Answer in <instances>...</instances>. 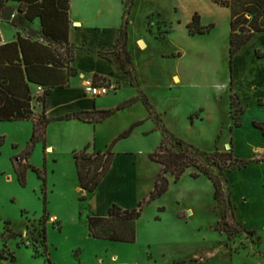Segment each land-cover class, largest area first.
<instances>
[{
  "label": "rangeland",
  "instance_id": "1",
  "mask_svg": "<svg viewBox=\"0 0 264 264\" xmlns=\"http://www.w3.org/2000/svg\"><path fill=\"white\" fill-rule=\"evenodd\" d=\"M122 1L129 36L119 60L125 66L117 61L121 74L112 81L119 88L98 96L97 106L116 108L134 95L137 102L101 123L52 120L30 154L33 120L0 121V264H264V133L254 125L264 122L258 120L264 118V58L256 53L264 52V33L240 50L232 72L231 19L215 0ZM196 12L202 24H214L210 32L190 34ZM117 23L109 17L107 30H79L76 39L93 51L110 48ZM140 39L147 49H140ZM61 97L71 100L66 93L53 96V114L91 105L59 106ZM139 121L114 145L111 171L99 188L83 192L76 154L108 151ZM170 151L196 164L178 180L151 157ZM18 164L30 165L26 184ZM163 176L166 191L157 188ZM115 203L123 209L141 203L133 242L90 234L89 216Z\"/></svg>",
  "mask_w": 264,
  "mask_h": 264
},
{
  "label": "trees",
  "instance_id": "2",
  "mask_svg": "<svg viewBox=\"0 0 264 264\" xmlns=\"http://www.w3.org/2000/svg\"><path fill=\"white\" fill-rule=\"evenodd\" d=\"M218 4L228 7L231 11V35H230V65L233 72L234 58L240 52V50L249 43L257 34L264 33V0H215ZM59 4L62 8H69V0H59ZM1 0H0V11H1ZM128 9H125L127 12ZM44 20V18H43ZM214 24L204 25L201 22L200 13L196 12L193 16L192 21L188 24L189 32L192 35L205 34L211 31ZM46 28V26H45ZM128 31L123 25L121 36L117 48L113 53H102L105 57L113 58L120 63L121 68H124L125 63L120 59V55L123 53L127 54L126 50H121L123 46L128 42ZM50 44L55 46L52 50L50 47L45 46L46 57L37 60L34 64L35 71L40 72L39 76L34 75L33 71L30 70V65L27 62V73L29 80L36 83L37 86L42 85L45 88L43 96L37 98L36 92H32L28 89L27 94L18 95L12 89H10L6 82L0 81V120H22V119H32L33 121L37 119L38 122L34 121L33 137L29 144L28 153L34 148L36 143L44 136L47 125L52 120H66V119H79L85 122H102L113 115L117 110L123 108V106L134 104L140 97L133 96L126 102L120 104L116 108L108 109H98L96 106L93 110H80L68 112L56 118H50L46 115V110L40 115H36L34 102L38 99L41 101L42 106L45 107L47 97L52 92V88L56 86H66L69 83V77L74 75L76 72L73 68L69 67L68 73L63 75L62 82L56 78L61 76L60 66L62 53L59 52L58 47L63 45L68 54L71 51V46L66 41H60L56 39V34L51 31L47 32L43 36ZM67 40V35L64 36ZM18 44L21 45L23 51L26 54L25 42L23 39H19L18 42L9 43L4 45V47H13L18 49ZM124 48V47H123ZM257 55L262 58L264 57V52L261 50H256ZM59 55V56H58ZM119 56V58H118ZM129 61V60H128ZM43 69L44 71H41ZM41 74L46 76V80L42 79ZM48 77V78H47ZM59 81V82H56ZM143 100L150 110V114L153 112V106L150 103L149 98L143 97ZM232 105L234 103L232 102ZM143 121H139L131 126L126 132L121 134L108 151H94L89 152L88 148L80 151L76 154L75 164L77 168V174L79 178L80 187L83 188L88 194L94 193L101 185L104 177L110 172L114 157H113V147L119 139L122 137L130 135L134 128L138 126ZM237 126H241L240 121L237 122ZM254 125L262 129L264 133V122L254 121ZM43 130V131H42ZM42 132V133H41ZM166 139H164L159 148H164ZM4 139L0 137V146L3 145ZM188 151L189 148H186ZM185 150V151H186ZM151 157L161 163L164 167V171L171 172L176 180H178L181 175H183L187 169L196 164L192 162V159L188 157L184 152H162L161 154H152ZM30 165H15L16 171L18 173L19 179L23 184H26L27 178V167ZM36 170V168H35ZM201 171L208 174L207 170L201 168ZM198 175V174H196ZM216 187V198H219L221 194V188L219 184L214 182ZM162 185L163 191L168 188V180L165 176L162 177L161 183L157 184V188ZM153 197V194H152ZM87 194L82 196V199H87ZM140 208L134 209H123L118 204H113L109 209V214L107 216L90 215L89 216V231L95 238H106L111 240L119 241H135L137 235L136 221L142 215L141 203ZM47 219L45 218V221ZM116 221L117 224L112 223ZM112 230L111 233H107L108 230ZM44 235L47 237V230L44 228ZM50 261V260H49ZM119 264H135V263H119Z\"/></svg>",
  "mask_w": 264,
  "mask_h": 264
},
{
  "label": "crops",
  "instance_id": "3",
  "mask_svg": "<svg viewBox=\"0 0 264 264\" xmlns=\"http://www.w3.org/2000/svg\"><path fill=\"white\" fill-rule=\"evenodd\" d=\"M220 6L227 10L231 19L230 9L222 5ZM1 7L0 81L6 82V85L18 95L27 94L28 89L32 92H37L38 86L36 83L29 80L27 65H30V70L33 71L34 75L39 76L40 72L35 71L36 65L34 64L39 58L43 59L46 57L45 46H48L55 51L56 44L55 46L50 44L43 37L47 32L51 33L52 31L56 34L57 40L66 41L71 46L69 54L63 45L58 47L59 52L62 53L60 66L61 76H58L56 79H60L62 82L63 75L68 73L69 67L73 68L76 73L69 77V83L66 86H56L52 88V92L47 97L45 107L41 106L40 111H38L37 108L35 109L36 115H40V112L42 113L46 110V115L48 117L56 118L68 112L93 110L95 106L99 109L100 107L97 106V97L88 95L85 92V84L88 80L96 81L99 77L108 78V80H115L114 78L119 77L121 74L117 61L113 58L105 57L102 53H113L117 48L123 28V25L121 24V13L125 10L124 2L122 0H69V8L64 9L60 6L59 0H1ZM4 8L15 9V14L11 20L3 18ZM112 16L119 18V23L115 24L113 27L117 36H115L113 40L112 47L96 48L93 51L88 48V45L85 44V42L76 39V32L79 30L85 34L92 29L95 31H98L99 29L107 30L106 25L108 18ZM92 18L97 19L93 22ZM65 35H67V40L64 39ZM19 39H23L25 42L26 54L19 44L18 49L4 47L6 44L18 42ZM55 52L57 53V51ZM25 59H28V64ZM133 63H135L136 66L139 65L134 60ZM41 71L44 70L41 69ZM41 77L46 80L45 75L41 74ZM121 80L123 81L127 79L122 76ZM62 93H66V96L70 97L71 100L68 101L65 98L63 99V96L61 97V101H59V106L69 103L82 104L88 100H91V105L82 104L63 113L53 114L51 99L53 96L57 94L61 95ZM257 97L263 98L258 94ZM66 120L77 121L79 119ZM258 120L264 121V118ZM49 150H52L51 146H49ZM108 214L109 212H103L100 215H96L107 216Z\"/></svg>",
  "mask_w": 264,
  "mask_h": 264
},
{
  "label": "built area",
  "instance_id": "4",
  "mask_svg": "<svg viewBox=\"0 0 264 264\" xmlns=\"http://www.w3.org/2000/svg\"><path fill=\"white\" fill-rule=\"evenodd\" d=\"M119 88L118 82L109 80L107 82H97L95 80H88L85 84V92L88 95L93 97L103 96L109 94L113 90H117ZM45 92V88L42 85H39L37 88L36 96L37 98L43 96ZM38 106H42L41 101L38 99L34 102L35 109Z\"/></svg>",
  "mask_w": 264,
  "mask_h": 264
},
{
  "label": "water",
  "instance_id": "5",
  "mask_svg": "<svg viewBox=\"0 0 264 264\" xmlns=\"http://www.w3.org/2000/svg\"><path fill=\"white\" fill-rule=\"evenodd\" d=\"M15 14V9L14 8H4V15L3 18L6 20H11ZM83 192L85 191L84 189L82 190Z\"/></svg>",
  "mask_w": 264,
  "mask_h": 264
},
{
  "label": "bare ground",
  "instance_id": "6",
  "mask_svg": "<svg viewBox=\"0 0 264 264\" xmlns=\"http://www.w3.org/2000/svg\"><path fill=\"white\" fill-rule=\"evenodd\" d=\"M138 44L140 45L141 49H143V50L148 48V43L144 39H140L138 41Z\"/></svg>",
  "mask_w": 264,
  "mask_h": 264
}]
</instances>
